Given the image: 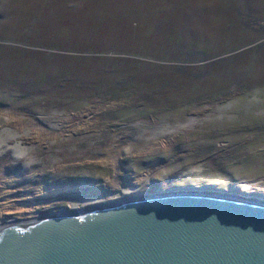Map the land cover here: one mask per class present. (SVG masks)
<instances>
[{"label": "rangeland", "instance_id": "obj_1", "mask_svg": "<svg viewBox=\"0 0 264 264\" xmlns=\"http://www.w3.org/2000/svg\"><path fill=\"white\" fill-rule=\"evenodd\" d=\"M192 186L264 195V0H0V225Z\"/></svg>", "mask_w": 264, "mask_h": 264}, {"label": "water", "instance_id": "obj_2", "mask_svg": "<svg viewBox=\"0 0 264 264\" xmlns=\"http://www.w3.org/2000/svg\"><path fill=\"white\" fill-rule=\"evenodd\" d=\"M65 212L1 224L0 264H264L262 194L192 186Z\"/></svg>", "mask_w": 264, "mask_h": 264}, {"label": "bare ground", "instance_id": "obj_3", "mask_svg": "<svg viewBox=\"0 0 264 264\" xmlns=\"http://www.w3.org/2000/svg\"><path fill=\"white\" fill-rule=\"evenodd\" d=\"M128 199V198H127ZM116 202V201H115ZM96 206H101V205H96ZM92 207H95V206H92ZM88 208H90V207H88ZM86 209V208H85ZM80 211V210H79ZM72 212H76V211H72ZM65 213H67V212H65Z\"/></svg>", "mask_w": 264, "mask_h": 264}]
</instances>
